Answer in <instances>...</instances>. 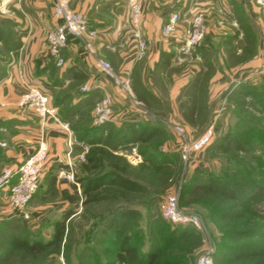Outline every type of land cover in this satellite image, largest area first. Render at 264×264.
Here are the masks:
<instances>
[{
  "label": "crops",
  "instance_id": "0c3cea01",
  "mask_svg": "<svg viewBox=\"0 0 264 264\" xmlns=\"http://www.w3.org/2000/svg\"><path fill=\"white\" fill-rule=\"evenodd\" d=\"M204 3H208L207 36L223 49L207 61L213 73L203 108L193 106V98L187 95L176 105V110L179 123L207 127L214 122L215 135L219 136L229 122V114L225 113L234 107L233 99L242 96L248 85L264 80V72L253 71L264 67V4L259 0H208ZM202 4V0H144L142 30L148 51L144 58L138 59V43L130 30L128 0H73V8L83 13L89 26L97 30L96 52L88 53L81 40L70 38L63 50L65 64L57 65L46 41L47 32L58 22L53 13V0H0V63L3 64L0 67V171L7 165L23 163L41 143L47 147L48 173H59L53 168L55 163L64 164L69 171L67 164L73 149L64 123L53 118L43 120L31 108L19 104L30 83L43 87L57 117L62 115L66 118L63 121L69 124L106 94L114 95L117 104L127 102L114 80L96 66L98 58L109 61L117 73L130 74L136 93L149 101L145 93L156 92L150 79L156 75L162 83L164 79V83L169 80L163 69L168 68L172 57L169 52H173L178 55L181 77L185 79L181 87L185 90L191 87L190 79L202 77L208 67L200 48L181 54L179 47L184 23L201 11ZM173 12L182 15L181 27L174 35L166 36L161 28ZM246 29L252 30L255 36L253 56L245 55L244 47L249 42ZM18 43L20 47L14 50ZM212 44L210 41L201 48L208 50ZM86 83L91 84L92 89L83 93L80 87ZM198 109L206 112L204 121H197ZM125 111L130 121L147 120L148 115L132 111L129 105ZM119 119H115L116 124H121ZM42 184L41 181L39 186ZM55 185L72 205L78 203V189L71 181L60 177ZM75 214L71 212L68 219Z\"/></svg>",
  "mask_w": 264,
  "mask_h": 264
},
{
  "label": "rangeland",
  "instance_id": "374dc122",
  "mask_svg": "<svg viewBox=\"0 0 264 264\" xmlns=\"http://www.w3.org/2000/svg\"><path fill=\"white\" fill-rule=\"evenodd\" d=\"M202 1L203 6L200 10L205 13L207 24L208 3L204 2H208V0ZM207 35L208 24L205 38L195 47L197 51L200 48L201 52H199L208 67L197 87H195L193 78L190 79L191 87H187L186 90L181 87L185 79L181 77L182 68L177 60L178 55L173 52H169L172 57L168 68L164 67L163 69L165 73L167 71L169 80L164 83V79L162 83L160 79L157 80L156 75L150 79L156 92L145 93L150 103L146 105L148 117L145 120L158 123L161 134L148 142L132 144L133 147H136L141 160L138 161L130 157L132 146H125L116 151L117 154L123 155L129 163L126 175L142 185L144 190L123 192L120 187L107 184L91 194H85L84 183L80 179L114 168L113 160L98 151L94 157L98 158L99 162L87 164L88 153L96 149L97 143L105 145L108 149L114 144H111L105 134L95 136V132L92 131L93 128L98 127L94 115L95 105L81 112L80 117L71 124L64 122L62 115L59 116V121L68 124L69 131L67 132L72 141L73 151L67 164L68 170L71 172L70 178H68L69 171L65 169L64 164L60 163L53 165V168H57L59 173H48L46 168L47 153L40 180L43 184L42 186L38 184V188L27 206L30 215L27 220L10 207V190H0V264H117L116 247L108 240V238L114 237V231L109 228V224L114 223L113 226L117 229L122 223L120 214L124 208L137 211V216L127 221L124 229L131 235L132 242L139 244L141 250L158 247L162 249L164 257H178L184 264H198L199 259L207 251H212L214 264H235L230 261L226 248L230 242L222 236L217 216L211 215L210 206L204 205L201 202L203 201L201 194L195 191L197 184L206 179L208 175L234 176L239 172L242 174L250 170L254 177L258 176L261 170L259 162L261 157H264V133L251 135L255 139L247 145V151L220 152L218 149L208 146L202 152L193 153L189 161L184 160L182 145L193 141L209 126L205 127L203 124L198 125L197 123L191 125L179 123L176 110V105L183 96L198 97L196 102L199 106H204L209 97V81L213 67L207 61L219 54L223 48L214 40H209ZM210 41L214 43L210 49L201 48L202 45L209 44ZM1 65L3 64L0 63V67H2ZM262 68L263 66L253 71ZM113 70L115 71L114 68ZM203 84H206L205 92L202 90ZM251 86H253V93L249 96L248 102L250 113L242 112L234 98V107L227 109L225 113L229 114V122L219 136L215 135L213 142L229 130L238 132L241 129L239 124L242 123V116L248 117L260 131H264V80H257ZM108 95L116 99L114 95ZM117 103L115 101L113 104V119L120 118L119 120L123 121L124 118L129 117L125 111L129 104H127L128 102ZM200 107L199 109H201ZM205 115L204 110H199L197 121H204ZM176 126L182 127L184 132H178ZM87 128L88 132L85 133ZM201 130L203 132L197 136ZM145 157L150 162H144ZM151 163H158L163 167L159 171H154L150 167ZM95 164L97 166H94ZM142 165L144 166L142 167ZM60 177L71 181L77 187L79 201L76 205L67 201L66 195H62L61 190L55 185V180L57 181ZM170 195L178 197L179 206L183 211L197 214L202 218L205 231L204 233L196 231L194 236L184 240L180 239L172 245V248L163 249L164 239L168 232L180 225L167 220L162 214V205ZM71 212L76 214L72 219H68ZM59 228H63V239L60 244H56L54 237ZM14 239L26 241L29 244L38 242L46 247L30 252L15 247L12 243ZM198 240L200 241L199 245Z\"/></svg>",
  "mask_w": 264,
  "mask_h": 264
},
{
  "label": "trees",
  "instance_id": "16d2710c",
  "mask_svg": "<svg viewBox=\"0 0 264 264\" xmlns=\"http://www.w3.org/2000/svg\"><path fill=\"white\" fill-rule=\"evenodd\" d=\"M249 42L245 48V55L253 56L255 54L254 42L255 36L252 30H245ZM207 34V33H206ZM206 36V35H205ZM205 38V37H204ZM200 44V43H199ZM198 44V45H199ZM197 45V46H198ZM20 43L14 47L18 49ZM164 56V53H163ZM166 62V61H165ZM193 81L195 87L202 81L201 77L195 78ZM204 86L203 84V92ZM253 86L248 85L244 94L235 97L236 105L241 108L244 113H250L248 110V100L253 93ZM136 92V91H135ZM138 99L142 100L145 105H149L148 99L136 93ZM198 97H193V106L197 105ZM236 112V111H235ZM238 112V111H237ZM238 115V114H236ZM190 115L187 114V118ZM191 121L192 119H188ZM242 123L238 132L231 130L225 132L217 141L211 142L210 147L218 149L220 152H228L231 150L247 151V145L251 143L255 137L251 135H261L264 131H260L252 120L248 117L242 116ZM238 125V124H237ZM95 136L105 134L111 144H114L110 149L105 145L97 143L96 149L88 153L87 161L99 162V159L94 157L96 151L102 153L113 160L114 168L109 171H103L94 176L80 179L83 185L85 194H91L97 191L102 186L107 184L120 187L123 192L143 191L144 188L135 180L126 175V170L129 163L123 155L117 154L118 149L125 146L131 147L133 143L148 142L161 134V128L156 122L151 121H122L121 124H116L115 120L109 121L104 125H100L92 130ZM88 132V128L85 133ZM251 134L249 135V133ZM100 144V145H99ZM150 162L145 157L144 162ZM94 166H97V165ZM144 165H142L143 167ZM151 169L159 171L163 165L158 163H151ZM260 174L254 177L250 170L240 175L234 176H217L208 175L206 179L200 181L196 187V193L201 194V201L204 205H209L211 215L217 216L222 236L227 238L230 242L227 245L230 261L235 264H264V157L262 156L259 162ZM137 211L131 209H123L120 214L121 224L117 229L113 226L114 223L109 224V228L114 231V237L108 240L114 243L115 257L117 264H184L181 259L176 257H164L162 249L155 247L154 249L141 250L139 244L133 243L131 235L125 232L124 225L127 221L135 218ZM196 230L188 225H179L173 231H169L165 237V245L163 249L172 248L178 240L188 239ZM63 239V228H59L55 233L54 243L60 244ZM198 245L200 241L198 240ZM17 248L26 249L30 252H35L45 248L46 245L41 243H27L19 239L12 241ZM224 255V254H223ZM222 255V256H223ZM224 258V257H223ZM228 260V259H226Z\"/></svg>",
  "mask_w": 264,
  "mask_h": 264
},
{
  "label": "built area",
  "instance_id": "2783aa9c",
  "mask_svg": "<svg viewBox=\"0 0 264 264\" xmlns=\"http://www.w3.org/2000/svg\"><path fill=\"white\" fill-rule=\"evenodd\" d=\"M259 1L264 4V0ZM128 7L130 11V30L138 43L137 58L141 59L147 52V41L142 35L144 0H128ZM53 13L58 22L55 27L47 32L46 41L50 55L55 59L57 65L65 64L63 50L68 46L70 38L81 40L88 53L95 54L94 39L97 36V30L89 26V22L83 13L73 8V0H53ZM181 21L182 15L179 12H173L167 21L163 23L161 28L162 33L166 36L174 35L180 29ZM206 33V15L203 11H199L187 19L183 25L181 45L179 47L180 53L190 54L204 39ZM96 66L114 80L121 95L131 105L132 111L140 112L145 116L148 115L145 103L138 99L136 95L130 74L115 72L110 62L102 58L96 59ZM260 71L264 72V67ZM91 89L92 85L89 83L80 87L83 93H87ZM114 103L115 99L108 94L96 102L94 115L98 126L114 120ZM19 104L23 107L31 108L43 120L49 118L58 120L50 96L38 83L33 82L25 87ZM125 120L127 119L124 118L123 121ZM63 125L69 131L68 124ZM175 128L180 133L184 132L180 126H176ZM214 137L215 123L213 122L200 136L182 145L184 160L189 161L193 153L204 151L213 141ZM129 154L131 158L138 161L141 160L136 147L132 146ZM46 158L47 147L44 143H41L37 151L30 155L23 163L17 166L7 165L0 172V190H10L9 205L23 219L27 220L30 218L27 206L38 188ZM70 174L71 172L69 171L68 178H70ZM162 214L172 223L190 225L199 233H204L205 231L202 218L197 214L183 211L179 206L176 195H170L166 198L162 205ZM198 264H214L212 251H207L199 259Z\"/></svg>",
  "mask_w": 264,
  "mask_h": 264
},
{
  "label": "water",
  "instance_id": "95a60500",
  "mask_svg": "<svg viewBox=\"0 0 264 264\" xmlns=\"http://www.w3.org/2000/svg\"><path fill=\"white\" fill-rule=\"evenodd\" d=\"M40 183V182H39Z\"/></svg>",
  "mask_w": 264,
  "mask_h": 264
}]
</instances>
